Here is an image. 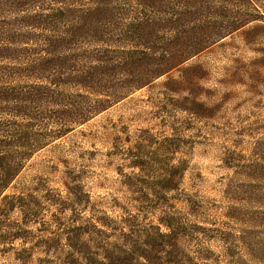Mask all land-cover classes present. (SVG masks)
<instances>
[{
	"label": "trees",
	"instance_id": "trees-1",
	"mask_svg": "<svg viewBox=\"0 0 264 264\" xmlns=\"http://www.w3.org/2000/svg\"><path fill=\"white\" fill-rule=\"evenodd\" d=\"M7 8L24 16L17 26L0 20V247L6 252L28 239L27 227L40 215L39 195L57 200L42 178L10 190L39 152L98 115L168 77L164 96L179 104L177 111L192 121L210 117L200 101L208 72L202 64L185 65L237 34L253 55L245 68L249 88L262 94L264 0H53L51 7L45 0H0V12ZM178 69L180 77H170ZM165 128L172 136L159 149L171 160L185 135L173 124ZM261 145V163L245 167L258 184L250 194L257 209L244 206V264H264V139ZM132 165L147 170L139 159ZM188 170L186 163L168 164L159 177H135L126 184L132 193L125 204H115L117 216L94 209L81 185L67 186L89 216L66 230L63 262L185 264L176 250L192 239L200 241L199 258L208 264L204 244L212 216L184 188ZM61 221L58 215L53 220ZM49 241L55 248L56 239Z\"/></svg>",
	"mask_w": 264,
	"mask_h": 264
},
{
	"label": "rangeland",
	"instance_id": "rangeland-1",
	"mask_svg": "<svg viewBox=\"0 0 264 264\" xmlns=\"http://www.w3.org/2000/svg\"><path fill=\"white\" fill-rule=\"evenodd\" d=\"M45 1L51 7L53 0ZM0 13L1 21L22 24L23 13L10 8ZM252 57L244 37L237 34L185 65L202 64L208 72L201 81L200 101L210 108V117L192 121L177 111L179 104L164 96L168 77H162L39 152L10 193L42 178L57 200L54 203L39 195L40 215L27 227L28 239L13 244L10 252L0 247V264H65L69 253L66 230L89 216L80 205L81 197L69 196L67 186L81 185L94 209L117 216L120 209L115 204L124 205L132 193L127 183L140 175L159 177L168 164L181 163L189 167L184 188L210 208L212 233L204 244L210 251L208 264H244V206L257 209L250 194L253 183L258 184L247 178L245 167L255 169L261 163L264 139V87L262 94L252 92L251 75L245 69ZM181 70L170 77L178 79ZM187 121L190 131L184 125ZM167 124L185 135L180 152L171 160L159 149L164 138L172 136ZM136 159L147 163V170L134 168ZM57 215L62 219L59 225L53 222ZM51 237L56 239L55 248L52 241L48 243ZM199 247L200 241L187 239L176 253L185 264H204Z\"/></svg>",
	"mask_w": 264,
	"mask_h": 264
}]
</instances>
